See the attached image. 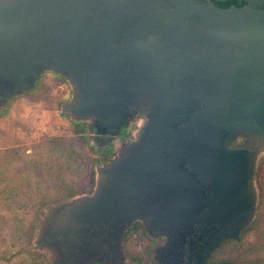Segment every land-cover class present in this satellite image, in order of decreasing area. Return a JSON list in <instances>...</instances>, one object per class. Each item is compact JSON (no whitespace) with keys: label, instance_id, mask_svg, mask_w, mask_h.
<instances>
[{"label":"water","instance_id":"1","mask_svg":"<svg viewBox=\"0 0 264 264\" xmlns=\"http://www.w3.org/2000/svg\"><path fill=\"white\" fill-rule=\"evenodd\" d=\"M235 1L0 0V110L51 73L60 114L115 153L42 211L44 264H135V223L163 239L156 264H183L191 235L193 264H259L210 263L253 224L264 159V0Z\"/></svg>","mask_w":264,"mask_h":264},{"label":"rangeland","instance_id":"2","mask_svg":"<svg viewBox=\"0 0 264 264\" xmlns=\"http://www.w3.org/2000/svg\"><path fill=\"white\" fill-rule=\"evenodd\" d=\"M69 97L70 89L66 82L45 73L33 92L12 100L0 110V264L16 260H19L18 264H44L46 256L30 250L42 211L66 198L90 193L94 186V167L106 162L103 160L105 152L101 153L103 148L90 147L86 137L87 126L74 124L60 114V107ZM131 128L133 131L134 126ZM60 143L72 147L75 153H82L84 157L76 162L72 159L68 169L64 165V168L49 169L53 165L49 157L51 148ZM39 161L44 164V171L32 172V168H42L41 165L36 167ZM60 163L57 160V165ZM82 175L84 178L75 188L74 195L58 193L54 187L57 180L63 179L64 184L70 185ZM256 183L260 199L257 220L236 244L224 245L216 254L217 259L264 264V159L259 163ZM17 217L24 228L21 231V256L10 261L8 253L18 250L17 235L11 234L10 230L13 219ZM22 234L27 236L24 243ZM124 246L129 259L138 264L135 257L144 247L150 251L152 244L149 241L142 243L133 247L132 252L125 242ZM26 251L37 254V260L32 261L24 255Z\"/></svg>","mask_w":264,"mask_h":264},{"label":"trees","instance_id":"3","mask_svg":"<svg viewBox=\"0 0 264 264\" xmlns=\"http://www.w3.org/2000/svg\"><path fill=\"white\" fill-rule=\"evenodd\" d=\"M219 6H228V5L222 4ZM238 6H241V5H238ZM49 157L53 161L52 162L53 165L51 167H48L49 169L56 168V167L60 168V167H63V165L65 166V168L68 169L70 166L69 163H71L72 159L74 162H76L77 160H80V158L83 159L84 155L82 153H80V154L75 153L73 151L72 147H66L64 144L60 143L59 145L58 144L53 145V147L51 148ZM57 160H60L62 163H60V165H57ZM36 164H37L36 167L41 165L42 168L41 169L32 168V172L34 171V172L42 173L44 171V167H45L44 164L42 165L40 163V161L37 162ZM76 168H78V167L76 166ZM41 170H43V171H41ZM83 178H84V176L82 175L80 178L77 179L76 183L73 182L70 185L64 184L62 182L63 179L59 180V181L57 180V186H54V187H57L58 193L63 194L65 192H68L67 195H72V194L74 195L73 192H75V188L79 187L77 185L80 183V181ZM10 230H11V234L17 235V237H16L17 244L16 245L18 247V250L16 252H14V253L9 252L8 253V255H9L8 260L12 261L14 258L21 256V248H20L21 247V231L22 232L24 231V228L21 226V219H19L18 217L13 219L11 226H10ZM22 236L24 238V241L22 243H24L26 234H22ZM28 236H29V234H28ZM27 241H29V238ZM148 241H149V238L147 237L146 232L138 224H136L133 227L126 230V233L124 236V242H125V244H127V246H128L127 249L129 250V252H132L133 247L138 246V245H142V243H145V242L148 243ZM236 243L237 242H235V241H231V242H227L226 244H236ZM24 255H27L28 258H30L32 261L37 260V254H35V253H31V252L26 251V253ZM3 259L5 261L4 256H3ZM135 259L138 262V264H156L152 258L151 252L149 251V249L147 247L142 248L141 251L139 252V255L137 257H135ZM18 262H19V260H16L14 262H11L10 264H18Z\"/></svg>","mask_w":264,"mask_h":264},{"label":"flooded vegetation","instance_id":"4","mask_svg":"<svg viewBox=\"0 0 264 264\" xmlns=\"http://www.w3.org/2000/svg\"><path fill=\"white\" fill-rule=\"evenodd\" d=\"M207 2L211 3V4H214V5H224V4H227V5H234V6H238V5H245V3L243 2H239V1H235V0H229V1H224V2H218L216 0H206ZM131 131H132V128L130 127L129 129H121V133L119 134L118 138L121 140V141H125L129 135L131 134ZM86 137H87V140L89 141L90 143V147L93 148V149H99V148H103V150L101 151L102 152H105V158H103V160H108L111 156H113V152H114V148L109 146V143H101L100 141V138L99 136L95 135V136H92L90 134L87 133V129H86ZM122 144H120L121 146ZM117 146V145H116ZM117 148V147H116ZM258 172H259V168L256 172V177H257V180H258ZM259 205H260V199L258 198V202H257V210H256V215H255V219L254 221L257 220V215H258V212H259ZM254 223V222H253ZM138 224L140 227H142L139 223H135L133 224L131 227H133L134 225ZM130 227V228H131ZM144 230V229H143ZM245 232V231H244ZM243 232V233H244ZM242 233V234H243ZM241 234V236H242ZM241 238V237H240ZM193 240V241H196V236L195 235H191L190 237H188L187 239V245L184 247L183 251H185V255L183 257V264H193L192 263V260L190 259L189 257V243L190 241ZM149 242L152 244V247L150 248V252L152 250V248L155 246L156 243L158 244H161L163 242V239H159L157 242H153L151 240H149ZM218 253V251L213 255L210 263H218V262H222V261H231V260H225V259H217L215 256L216 254ZM152 254V252H151ZM235 262H238V261H235ZM243 263V262H242Z\"/></svg>","mask_w":264,"mask_h":264}]
</instances>
